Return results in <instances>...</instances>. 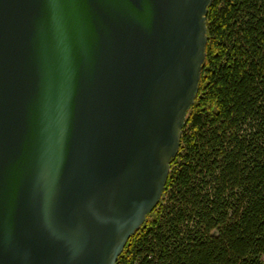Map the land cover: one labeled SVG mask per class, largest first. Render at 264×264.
Wrapping results in <instances>:
<instances>
[{
    "label": "water",
    "instance_id": "95a60500",
    "mask_svg": "<svg viewBox=\"0 0 264 264\" xmlns=\"http://www.w3.org/2000/svg\"><path fill=\"white\" fill-rule=\"evenodd\" d=\"M214 0H0V264H117L162 200Z\"/></svg>",
    "mask_w": 264,
    "mask_h": 264
},
{
    "label": "trees",
    "instance_id": "16d2710c",
    "mask_svg": "<svg viewBox=\"0 0 264 264\" xmlns=\"http://www.w3.org/2000/svg\"><path fill=\"white\" fill-rule=\"evenodd\" d=\"M159 205L117 264H264V0H214Z\"/></svg>",
    "mask_w": 264,
    "mask_h": 264
}]
</instances>
